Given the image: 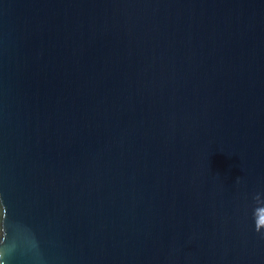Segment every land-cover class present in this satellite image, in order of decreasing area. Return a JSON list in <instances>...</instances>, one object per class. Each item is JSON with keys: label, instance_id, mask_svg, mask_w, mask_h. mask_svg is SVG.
Instances as JSON below:
<instances>
[{"label": "water", "instance_id": "water-1", "mask_svg": "<svg viewBox=\"0 0 264 264\" xmlns=\"http://www.w3.org/2000/svg\"><path fill=\"white\" fill-rule=\"evenodd\" d=\"M0 264H264V0H0Z\"/></svg>", "mask_w": 264, "mask_h": 264}]
</instances>
